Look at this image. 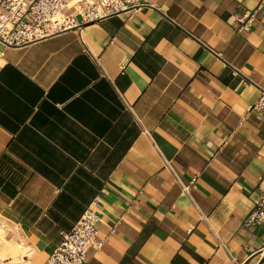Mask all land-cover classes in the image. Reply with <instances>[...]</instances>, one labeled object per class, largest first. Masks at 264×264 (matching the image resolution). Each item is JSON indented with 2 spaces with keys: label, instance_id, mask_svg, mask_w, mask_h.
I'll return each mask as SVG.
<instances>
[{
  "label": "crops",
  "instance_id": "0c3cea01",
  "mask_svg": "<svg viewBox=\"0 0 264 264\" xmlns=\"http://www.w3.org/2000/svg\"><path fill=\"white\" fill-rule=\"evenodd\" d=\"M86 1L103 4L70 0L65 13L80 21ZM145 1L0 43V264H45L93 203L103 244L84 264L263 256L264 226L245 220L264 188V113L250 108L264 0Z\"/></svg>",
  "mask_w": 264,
  "mask_h": 264
},
{
  "label": "built area",
  "instance_id": "2783aa9c",
  "mask_svg": "<svg viewBox=\"0 0 264 264\" xmlns=\"http://www.w3.org/2000/svg\"><path fill=\"white\" fill-rule=\"evenodd\" d=\"M70 0H0V43L19 46L27 44L81 23L101 19L122 11L135 13L145 6V0H103V4L86 1L76 15L66 14ZM258 10V8H257ZM257 10L238 17V31L251 28ZM0 53V60L2 58ZM124 65H122V68ZM238 75V72H234ZM247 84V81H244ZM250 108L264 113V89ZM187 191L189 185L184 187ZM95 203L88 206L74 227L63 234L62 241L48 257L45 264H84L89 249H99L103 240L99 237L97 223L99 214ZM250 227L264 226V188L260 187L258 201L245 220ZM34 253L32 247L25 249L26 258Z\"/></svg>",
  "mask_w": 264,
  "mask_h": 264
},
{
  "label": "bare ground",
  "instance_id": "6f19581e",
  "mask_svg": "<svg viewBox=\"0 0 264 264\" xmlns=\"http://www.w3.org/2000/svg\"><path fill=\"white\" fill-rule=\"evenodd\" d=\"M17 247H18V245H17ZM16 248V247H15ZM14 248V249H15ZM17 249V248H16ZM20 249V248H19ZM9 250V249H8ZM8 252H10V254H12L11 256H13L14 258H13V262L15 263L16 262V258H15V255H14V252H15V250H10V251H8ZM10 254H3L5 257L7 256V255H10ZM17 254V253H16Z\"/></svg>",
  "mask_w": 264,
  "mask_h": 264
},
{
  "label": "water",
  "instance_id": "95a60500",
  "mask_svg": "<svg viewBox=\"0 0 264 264\" xmlns=\"http://www.w3.org/2000/svg\"><path fill=\"white\" fill-rule=\"evenodd\" d=\"M262 252H263V256L261 257V259H260L258 264H262L264 262V251H262Z\"/></svg>",
  "mask_w": 264,
  "mask_h": 264
}]
</instances>
